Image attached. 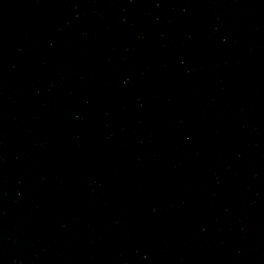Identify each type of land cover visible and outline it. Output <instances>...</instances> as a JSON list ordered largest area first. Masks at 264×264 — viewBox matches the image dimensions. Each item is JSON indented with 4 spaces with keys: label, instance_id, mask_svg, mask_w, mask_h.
I'll list each match as a JSON object with an SVG mask.
<instances>
[{
    "label": "water",
    "instance_id": "95a60500",
    "mask_svg": "<svg viewBox=\"0 0 264 264\" xmlns=\"http://www.w3.org/2000/svg\"><path fill=\"white\" fill-rule=\"evenodd\" d=\"M0 264H264V0H0Z\"/></svg>",
    "mask_w": 264,
    "mask_h": 264
}]
</instances>
